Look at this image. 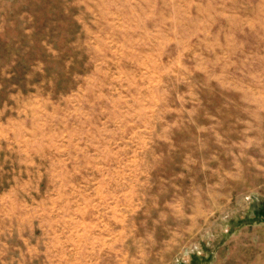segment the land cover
<instances>
[{
  "label": "rangeland",
  "instance_id": "374dc122",
  "mask_svg": "<svg viewBox=\"0 0 264 264\" xmlns=\"http://www.w3.org/2000/svg\"><path fill=\"white\" fill-rule=\"evenodd\" d=\"M0 264H264V0H0Z\"/></svg>",
  "mask_w": 264,
  "mask_h": 264
}]
</instances>
